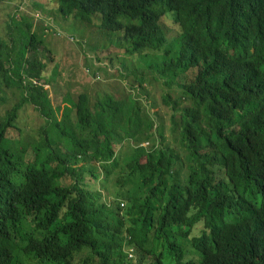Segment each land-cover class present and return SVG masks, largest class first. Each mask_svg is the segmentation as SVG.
<instances>
[{"label":"trees","instance_id":"obj_1","mask_svg":"<svg viewBox=\"0 0 264 264\" xmlns=\"http://www.w3.org/2000/svg\"><path fill=\"white\" fill-rule=\"evenodd\" d=\"M56 6L121 31L129 53H174L158 72L182 92L166 96L169 126L131 94L54 106L43 39L11 17L0 103L18 101L0 119V264H264V0ZM165 16L179 26L172 40ZM26 106L45 120L36 145L17 122Z\"/></svg>","mask_w":264,"mask_h":264},{"label":"rangeland","instance_id":"obj_2","mask_svg":"<svg viewBox=\"0 0 264 264\" xmlns=\"http://www.w3.org/2000/svg\"><path fill=\"white\" fill-rule=\"evenodd\" d=\"M39 1L48 8L43 11L44 16L52 18L55 29L62 32L60 35L55 34L57 32H48L47 25L52 22L50 20H42L43 23L37 21L34 28L36 34L43 39V45H38L37 50V59L46 65L42 74L46 82L42 84L49 83L48 86L44 84V87L48 90L54 106L67 95L77 100L83 92L89 93L93 100L105 94H112L117 98H128L131 94L144 104L148 114L158 124L162 120L169 126L174 110L166 96L172 94L177 99L182 90L177 84H167L164 76L162 77V71H158L174 60V53L166 54L165 48L164 52L129 53L127 48L130 43L121 38V31L100 27L98 19H94L93 23H86L74 17H64L57 9V0H0L1 37L7 38L6 25L11 17L12 21H19L25 15L31 22L34 19L32 15L41 11L35 6ZM163 22L172 40L178 35L179 26L170 16H165ZM195 71L187 73L189 78L194 76ZM17 101L13 97L6 104L0 103V119ZM188 103L183 96L182 104ZM64 105L56 108V115L60 119L66 114ZM21 113L17 122L20 127L27 129L25 143L36 145L34 140L38 139L37 133L45 120L34 106H26ZM16 135L14 131L13 136ZM144 145L150 147L152 142H145Z\"/></svg>","mask_w":264,"mask_h":264},{"label":"crops","instance_id":"obj_3","mask_svg":"<svg viewBox=\"0 0 264 264\" xmlns=\"http://www.w3.org/2000/svg\"><path fill=\"white\" fill-rule=\"evenodd\" d=\"M38 3L41 4V5H43V6H45L43 2H40V1H39ZM45 10H48L47 6H45V8H44L43 11H45ZM43 11H42V10H41V11H38V12H36V14L32 15V16H34V19H33L31 22L33 23V26H34V27H36V25H37L38 22L43 23L42 20H44L45 22H46V21H49V20H50V21L53 20V19L50 18V17H46V16H44V14H43L44 12H43ZM37 14H40V15L42 16V19L37 20V18H36V15H37ZM18 16H19V15H18ZM19 17H20V16H19ZM37 21H38V22H37ZM51 23L54 25L53 21H52ZM46 24H47V23H46ZM47 27H48V29H49L48 32H49V31H50V32H56V30H55V25H54V28H53V27L51 28V27L48 26V25H47ZM40 32L43 33L42 31H40ZM55 34H56V33H55Z\"/></svg>","mask_w":264,"mask_h":264},{"label":"built area","instance_id":"obj_4","mask_svg":"<svg viewBox=\"0 0 264 264\" xmlns=\"http://www.w3.org/2000/svg\"><path fill=\"white\" fill-rule=\"evenodd\" d=\"M36 18H37V19H42V16H41L40 14H37V15H36ZM48 26H50L51 28H52V27L54 28V25H53L52 23L49 24ZM55 30H56V29H55ZM56 32H57V33H56L57 35H60V34L62 33L61 31L59 32V31H57V30H56ZM70 39L73 40V37L70 36Z\"/></svg>","mask_w":264,"mask_h":264},{"label":"clouds","instance_id":"obj_5","mask_svg":"<svg viewBox=\"0 0 264 264\" xmlns=\"http://www.w3.org/2000/svg\"><path fill=\"white\" fill-rule=\"evenodd\" d=\"M125 205V203H123V206Z\"/></svg>","mask_w":264,"mask_h":264}]
</instances>
